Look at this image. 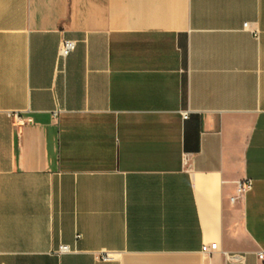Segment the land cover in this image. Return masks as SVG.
Masks as SVG:
<instances>
[{
    "label": "crops",
    "instance_id": "obj_1",
    "mask_svg": "<svg viewBox=\"0 0 264 264\" xmlns=\"http://www.w3.org/2000/svg\"><path fill=\"white\" fill-rule=\"evenodd\" d=\"M259 252L264 0H0V264Z\"/></svg>",
    "mask_w": 264,
    "mask_h": 264
},
{
    "label": "built area",
    "instance_id": "obj_2",
    "mask_svg": "<svg viewBox=\"0 0 264 264\" xmlns=\"http://www.w3.org/2000/svg\"><path fill=\"white\" fill-rule=\"evenodd\" d=\"M245 30L249 29V25L246 23L243 27ZM254 37H258L259 32L257 30L251 31ZM76 49V43L71 40H63L60 43L59 49H58V56L62 59L67 58L74 50ZM56 112L54 113V116H56ZM182 119L187 120L189 118V112H182ZM13 118V125L18 130V132H21V130L26 127L29 124H32V119L30 118H24L19 113H12ZM252 189V181L249 179H246L242 182H238L237 184V194L239 196L246 194ZM237 198H232V201H235ZM218 249L217 243H212L210 245H203L202 252L204 254H210ZM70 248L67 245H63L59 248L58 253H69ZM259 261L264 264V252L257 253ZM102 261H109L111 259V256L107 253L103 254L101 257Z\"/></svg>",
    "mask_w": 264,
    "mask_h": 264
}]
</instances>
